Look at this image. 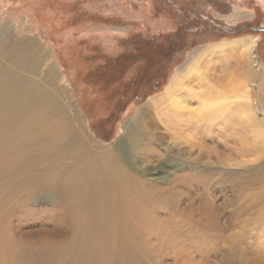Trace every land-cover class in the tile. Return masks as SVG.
Here are the masks:
<instances>
[{"label":"rangeland","instance_id":"1","mask_svg":"<svg viewBox=\"0 0 264 264\" xmlns=\"http://www.w3.org/2000/svg\"><path fill=\"white\" fill-rule=\"evenodd\" d=\"M227 5L231 11L225 13L220 7ZM237 12L245 17L237 20ZM26 38L29 40H23ZM251 39H258L254 61L262 66L261 76L239 79L240 85L237 78L236 83L229 82L230 76L220 80L215 71L220 62L213 55H223L226 44L238 46ZM202 53L209 56L198 66L201 81H195L197 76L185 79L186 93L178 90L173 95L181 106L166 101L141 124L138 112H144L149 100L162 97L183 66L192 69L194 62L189 58ZM156 85L159 90L153 91ZM209 88L211 97L227 96L230 104L226 103V111L214 123L207 120L211 138L203 151L211 157L196 163L198 149L189 148L193 136L199 137L198 130L191 136L193 130L170 127L165 116L173 117L170 111L176 108L181 118L195 121L202 104L194 96H186L199 89L207 93ZM17 91L22 103L34 105V134L46 117H65L67 133L78 136L98 154L106 155L109 149L129 173L136 163L150 186L173 188L174 193L164 200V210H155L153 216L143 219L149 236L132 242L136 259L121 245L117 248L123 250L126 260L132 258L129 264H264V0H0V96ZM239 100L246 101L243 111L238 109ZM233 101L236 105L232 107ZM17 104L0 114V127L9 128L4 131H13L18 125ZM132 124L140 136L135 154L121 147ZM223 124L230 135L227 141L220 136ZM34 149L40 151L39 142ZM222 160L230 180L222 182L216 176L215 190L211 187L206 194L220 206L215 209L217 236L235 237L238 242L208 239L214 232L199 226L200 214L195 213L196 204L192 206L188 184L179 183L182 175H191L196 169L220 168ZM7 164L0 163L2 181L16 162L10 158ZM164 172H168L166 182L159 179ZM150 173L156 176L148 178ZM237 182L244 183L243 191L236 187ZM196 188L198 194L201 190ZM18 201L8 206L14 212L11 229L16 239L22 232L38 230L47 218L50 226L58 223L48 213L54 206ZM67 239L69 236L57 235L55 242ZM89 243L87 251L74 255L72 261L85 258L86 263L79 264L108 263L111 257L105 259L98 255L100 247L94 249L97 242ZM133 245L124 248L133 249Z\"/></svg>","mask_w":264,"mask_h":264},{"label":"bare ground","instance_id":"2","mask_svg":"<svg viewBox=\"0 0 264 264\" xmlns=\"http://www.w3.org/2000/svg\"><path fill=\"white\" fill-rule=\"evenodd\" d=\"M219 7L216 6L218 11L221 8L224 9V6H221L220 9ZM234 17L239 20L244 18L245 14L237 12ZM257 41L258 39H251L246 42L240 41L238 46L226 44L222 46V48L227 46L223 51V55H213L220 62L219 66L215 68V71L220 75V80H226L227 76H230L231 80L229 82L233 83L235 78L238 80H254L261 76L262 66L258 65V63L256 65V61H254L257 58L254 56ZM212 53H214V50ZM208 56V54L202 53L200 56L189 58V61L192 60L194 62L192 69L187 68L186 65L183 66L168 89H166L164 95L155 100H149L144 110L148 114L143 111L138 112L137 118H139L141 124L146 118L151 117L149 115L151 112L158 113L157 110L166 101H170L171 104L176 102L181 106V102L173 99V95L178 90L181 93H186L183 91V81L185 79L197 76L195 81H201L198 66ZM51 78L55 79V76L51 74ZM234 83L236 82L234 81ZM207 91L206 93L205 90H193L186 96V98L191 97L192 99L194 96V101H199L202 104L200 108L202 111L198 110L201 113L196 115L197 119L195 121H192L191 117L181 118L182 114H179L180 112L176 108H172L170 111L173 117L167 118L165 116L168 123H170V127H184L189 133H192L191 130H193L191 136H193L195 130H198L199 137L196 139H194V136L193 139L190 138L192 143L189 148L197 147L198 149V153L194 157L196 158V163L202 162L206 157H211V153L206 156L208 152L203 151L204 143L211 138L208 136L210 133L209 126L216 121V118L223 116L226 111V103H228L226 101L227 96L211 97V89L209 88ZM19 94L20 91H17L0 96V114L2 111L9 109L8 107L12 103H18L16 105L18 106V125L13 131H4L9 128L0 127V163L7 166L10 158H13L16 162L14 168L6 172L3 181L2 179L0 180V264L86 263L85 258L83 260L82 258H76L79 260L77 263L72 260H74V255L79 257L87 251L90 245L89 242H97V248L94 249L98 251L100 248L102 249V253L100 252L98 255L106 256L105 259L111 257L106 264H129L132 258L130 257L131 259L127 258L126 260L123 250L129 252L131 256L137 253L136 246L132 242H139L141 238L146 237V235L149 236V231L142 224L143 219L153 216L155 210L156 213L164 210L162 208L164 200L168 197V193L169 195L174 193L173 188L158 189L150 186L144 181L145 175L143 173L140 175L136 163L131 165L130 169L132 172L129 173L128 169H125L121 164L120 158L116 157L117 155H113L109 149L105 150L106 155L98 154L96 150L85 145L78 136L67 133V129L64 127L66 123L65 117H46L45 120H41L38 130L34 134L31 131L34 105L22 103ZM225 95L227 94L225 93ZM206 96L208 97L206 98ZM245 103L246 101L242 103L239 100L238 109L243 111L246 107ZM234 105L236 104L234 103L232 107ZM177 114H179L180 118H178ZM174 117L177 119L176 122H172ZM207 120L211 121V123L209 124ZM204 123L206 127L202 128ZM128 129L129 127L122 139L121 147H125L128 152L135 154L140 143L139 131L135 128V124H132L130 130ZM220 136L225 141L230 137V135H226L225 126ZM36 142L41 145L40 151L34 149ZM222 148L225 150L227 146ZM40 157L42 158L38 159ZM155 158L159 159V156L155 154ZM218 163L220 168L197 170L193 166L196 171H193L191 175H182L179 183L180 185L182 182L188 184L187 189L191 193L192 206L196 204L195 213L200 214L198 216L199 226L209 233L214 232L213 236L215 234L216 237L212 236L208 237V239H213L215 242H238L240 240L235 237L225 238L217 236L218 232L215 231V226H217L219 221L215 209H219L220 206L213 201H209L206 193L211 187L214 189V178L216 176H218L216 179H221L222 182L226 181V179L230 180L231 177L229 170L221 167L225 162L222 160V162ZM261 168H264V164ZM252 172L256 173V170ZM16 173L20 174L15 177ZM164 173L165 175L162 173L161 178H158L166 182L168 172ZM147 176L148 178H153L156 175L150 173ZM175 182L177 183L178 180ZM184 184L182 185L183 187ZM237 184L238 186L236 187L242 190L244 183L240 184V182H237ZM196 187L201 190L198 194H196ZM17 200H20L18 202L45 203L54 206L55 209L48 211V213L53 216L52 218L57 217L58 219H53V221L58 223L50 226L51 224L48 223L49 220L47 221V218L42 221L38 230L22 232L18 235L20 238L16 239V232L11 229L14 212H12L13 209H8V206ZM177 204L178 202L175 205ZM238 212L242 211L239 210ZM47 226L50 227L44 228ZM57 235L58 237L59 235L69 236V239L63 243H56ZM30 238H33V240H29ZM34 238H38V240L34 242ZM25 239L27 241H23ZM128 244L133 245V249L125 250V248H130V246H127ZM120 245L123 249L121 251L117 249L120 248ZM132 257L136 259V255Z\"/></svg>","mask_w":264,"mask_h":264},{"label":"water","instance_id":"3","mask_svg":"<svg viewBox=\"0 0 264 264\" xmlns=\"http://www.w3.org/2000/svg\"><path fill=\"white\" fill-rule=\"evenodd\" d=\"M224 11H225V13H227V12H230V11H231V8H230V6H228V5H227V7H226V8H224Z\"/></svg>","mask_w":264,"mask_h":264},{"label":"trees","instance_id":"4","mask_svg":"<svg viewBox=\"0 0 264 264\" xmlns=\"http://www.w3.org/2000/svg\"><path fill=\"white\" fill-rule=\"evenodd\" d=\"M152 90L153 91H158L159 90V86L156 85V87H154Z\"/></svg>","mask_w":264,"mask_h":264},{"label":"crops","instance_id":"5","mask_svg":"<svg viewBox=\"0 0 264 264\" xmlns=\"http://www.w3.org/2000/svg\"><path fill=\"white\" fill-rule=\"evenodd\" d=\"M218 7V6H217Z\"/></svg>","mask_w":264,"mask_h":264}]
</instances>
